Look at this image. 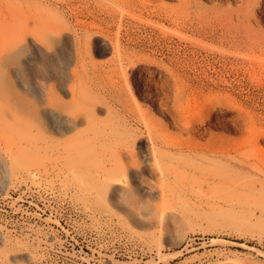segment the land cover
<instances>
[{
	"label": "rangeland",
	"instance_id": "1",
	"mask_svg": "<svg viewBox=\"0 0 264 264\" xmlns=\"http://www.w3.org/2000/svg\"><path fill=\"white\" fill-rule=\"evenodd\" d=\"M196 1L198 16L178 22L172 13L178 0H0L1 126L61 138L47 112L66 123L69 111L81 113L92 96L102 101L98 116L107 117L112 91L95 74L114 64L119 42L133 61L119 66L112 88L142 113L136 109L137 117L178 133L164 106L183 86L191 108L220 116L213 133L235 138L240 132L230 118L243 104L259 137L254 162L264 168V14L255 12L246 27L229 29L234 37L223 38L208 18L239 1ZM48 12L54 19L44 26L40 17ZM109 116L116 119L114 111ZM140 116L128 145L141 166L120 174L112 188L92 173L47 169L40 149L0 153V264H264V204L221 209L216 193L162 182L151 174ZM82 117L65 136L86 127ZM128 153L122 159L130 165ZM249 207L262 213L259 220L238 219Z\"/></svg>",
	"mask_w": 264,
	"mask_h": 264
},
{
	"label": "bare ground",
	"instance_id": "2",
	"mask_svg": "<svg viewBox=\"0 0 264 264\" xmlns=\"http://www.w3.org/2000/svg\"><path fill=\"white\" fill-rule=\"evenodd\" d=\"M233 1H239L236 8L231 9L228 7L230 10H228V8L226 10L224 7L223 9H216L214 16L208 18L209 22L219 25L223 38H229V35L234 37V35L229 32V29L231 27H246V22H249L250 17L254 16L255 12L264 14V0ZM198 3L199 1L196 0H178V4L172 10L173 17H175L177 21L179 20L182 22L194 20V18L198 16L195 13L196 8L201 7L198 6ZM45 15H47V13ZM3 16L6 15L3 14ZM53 19L54 16L50 13L45 17L44 15L40 17V21L44 26L52 25L50 23L53 22ZM53 25L54 29L57 28L55 24ZM71 26L73 25L71 24ZM88 28L89 27H86L82 30L85 31L88 38H91L92 34L90 33L91 36H89ZM54 29L53 33L56 30ZM58 30L57 32H59ZM245 33L246 36L249 37L248 32ZM85 39L83 41H85ZM79 40L81 42L82 39ZM79 40L77 43H80ZM87 42L86 40L83 43ZM79 45L81 46V44ZM115 45L117 53H115L116 56H114L116 57L113 62L114 64H110L109 66L106 65L107 67L104 65L100 69L96 68L97 65L95 66L97 69V74H95L98 78L97 83L102 85L105 91L108 90V93L112 91L111 96L109 95V104L107 105V117L101 119L98 116L97 109L100 108H97V105L101 100H98L97 96H92V101H88L81 112L83 114V120L87 123L86 127L77 130L71 136H65V133L76 130L81 124L79 120L81 113H79L77 109H71L69 111L70 116L66 123L61 121L60 117L57 116L58 114H53V111L50 110L47 112L48 115L54 119L56 126L61 131V138H54L48 135L40 138L24 136V134L29 133L26 128L22 131L19 129L15 133H12L10 130H4L0 121V153H5L6 151L10 152L11 150L20 152L23 147L40 149L43 153L47 169L63 174L73 172L82 174L92 173L95 174L97 178L101 179L104 186L108 188H112L113 184H115V180L119 179L118 176L129 171L130 167L139 168L141 166L140 160L136 156L135 151L130 149V144L128 145V143L131 139L130 136L135 138L137 129L141 126H138V122L139 116L142 113L135 107L138 112L141 113L137 117L135 114L136 109H133L134 106H131L129 99L121 96L119 93L120 88L117 89L116 93L114 92L115 89L112 88L117 81L116 78L119 77V66L133 61V57L131 56L132 54L130 55V53L120 48L121 45L119 42ZM112 60L113 59H111V61ZM108 83H111L112 86H108ZM118 84H121V82ZM116 87L118 86L116 85ZM181 87H174L173 105L164 106L165 110L172 118L170 126L177 128L178 133L157 129L153 123L149 121V118V120L145 119L147 116H145V118L144 115L143 117H141L142 115L140 116L141 119L143 118V121H141L144 126L146 125L145 129H147L146 134L148 135L149 141L147 150L148 155H150L152 159L151 174H157L162 179L161 181L165 182L168 186H187L189 188H197L206 194H209V192L216 193L218 198L224 199L223 203H217V207L221 209H223V207L228 208L226 205H229L230 208H235V202L239 201L248 203L249 205H259L262 203L261 205L263 206L264 168L254 162V158L256 157L255 151L260 148L257 144L259 137L255 136L251 129L255 121L251 109L243 108V104L241 105L240 103L241 109H238L230 118L232 122V127L230 128L238 130L240 135L235 138L224 137L213 133L210 129L211 127H216L217 124L220 123V116L218 114L215 116L204 114L197 109L191 108L187 101V93H185L184 89ZM74 95L75 91L72 92L73 97ZM104 103H106V101ZM76 104L75 106H77ZM111 111H114V118H116L113 121L110 120L111 117L109 116ZM90 133H92V135ZM124 151H126V153L129 152L130 165L126 164L122 159ZM144 160L145 158L142 161ZM127 189H129V187H122L120 190L124 191ZM261 215L262 213H260V215H255V212L249 207L247 213L238 216V219L255 222L260 219Z\"/></svg>",
	"mask_w": 264,
	"mask_h": 264
}]
</instances>
